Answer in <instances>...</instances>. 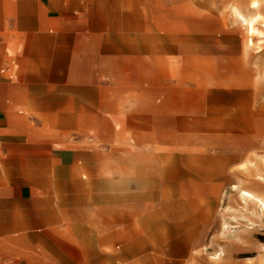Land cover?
Returning <instances> with one entry per match:
<instances>
[{"label":"rangeland","instance_id":"obj_1","mask_svg":"<svg viewBox=\"0 0 264 264\" xmlns=\"http://www.w3.org/2000/svg\"><path fill=\"white\" fill-rule=\"evenodd\" d=\"M229 1H66L113 54L126 50L99 75L102 88L82 89L110 116L84 120L93 133L76 142L78 206L110 207L103 252L123 264H264V212L233 188L264 193L246 175L264 156V38L233 21ZM164 102L170 112L157 116L151 106Z\"/></svg>","mask_w":264,"mask_h":264},{"label":"crops","instance_id":"obj_2","mask_svg":"<svg viewBox=\"0 0 264 264\" xmlns=\"http://www.w3.org/2000/svg\"><path fill=\"white\" fill-rule=\"evenodd\" d=\"M66 1L0 0V264L120 258L103 252L110 207L78 206L76 142L80 131L93 133L81 127L84 120L100 109L110 116L103 98L82 89L102 88L99 75L125 63L112 55L126 50L113 54L109 38L80 26ZM168 105L151 110L168 115ZM110 151L103 155L108 169ZM85 156L92 162L93 154ZM91 183L109 186L110 180L93 176Z\"/></svg>","mask_w":264,"mask_h":264},{"label":"bare ground","instance_id":"obj_3","mask_svg":"<svg viewBox=\"0 0 264 264\" xmlns=\"http://www.w3.org/2000/svg\"><path fill=\"white\" fill-rule=\"evenodd\" d=\"M229 3L228 14L232 17L234 22L240 23L246 28V34L249 37L258 36V38H264V0H231ZM163 29H158V31H162ZM249 42V43H248ZM248 45H252L250 40L247 41ZM233 175L234 173H230ZM246 175L248 177L254 178L256 184H260L264 182V156L256 161L252 168L247 170ZM130 177L128 176L127 182H130ZM218 178V175H217ZM216 190L218 186L214 187ZM234 189L237 190L238 195L244 201L245 204L251 205L254 209H259L261 213L264 212V193L261 192H251L248 190H244L240 187L233 186ZM130 197L129 194H127ZM129 215L131 214L130 208L127 212ZM142 223V222H141ZM228 232V228L224 225L222 227L221 235L225 236ZM258 239H264L263 236H258ZM191 242V236L188 238ZM192 245V243H190ZM235 248L237 245L234 246ZM137 249L136 244L128 243L126 245V252L128 255L133 254ZM116 260L120 261V264L124 263V259L115 258L112 259L111 262L115 263ZM195 260V258H193Z\"/></svg>","mask_w":264,"mask_h":264}]
</instances>
